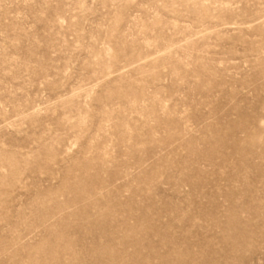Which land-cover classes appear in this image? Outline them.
<instances>
[{
  "label": "rangeland",
  "instance_id": "1",
  "mask_svg": "<svg viewBox=\"0 0 264 264\" xmlns=\"http://www.w3.org/2000/svg\"><path fill=\"white\" fill-rule=\"evenodd\" d=\"M0 264H264V0H0Z\"/></svg>",
  "mask_w": 264,
  "mask_h": 264
}]
</instances>
